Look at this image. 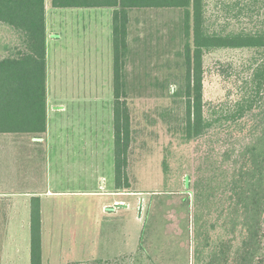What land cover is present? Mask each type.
Instances as JSON below:
<instances>
[{
    "label": "trees",
    "instance_id": "trees-1",
    "mask_svg": "<svg viewBox=\"0 0 264 264\" xmlns=\"http://www.w3.org/2000/svg\"><path fill=\"white\" fill-rule=\"evenodd\" d=\"M208 2L51 0L54 7L113 10L115 185L123 189L130 187L128 165L135 137L126 70L130 12L151 8L185 11L182 55L186 72L183 84L171 90L181 98V111L166 108L163 117L196 150L192 171L184 172L183 180L192 196L184 250L180 262L171 264H264V0H223L224 26L211 20ZM230 19L236 25L230 27ZM0 24L8 26L14 36L12 42L0 38L4 53L0 57V133L40 137L47 131L46 0H0ZM219 49H251L262 59L243 79L238 99L230 106L222 103L206 111L204 56ZM166 159L163 165L168 175L171 168ZM30 230V264H43L38 197L31 203ZM149 236L145 223L132 264H159L147 246Z\"/></svg>",
    "mask_w": 264,
    "mask_h": 264
},
{
    "label": "rangeland",
    "instance_id": "rangeland-1",
    "mask_svg": "<svg viewBox=\"0 0 264 264\" xmlns=\"http://www.w3.org/2000/svg\"><path fill=\"white\" fill-rule=\"evenodd\" d=\"M208 1L211 20H216V26H224L223 0ZM130 16L126 70L128 106L135 136L128 165L130 187L123 189L124 204L117 213L103 207L104 200L109 199L104 194L90 193L101 191L104 183L108 187L114 181L115 162L111 116L114 109L112 45L105 41L101 56L97 52L99 41L93 38L92 108L86 118L90 119L91 133L86 137V152H80L78 146L68 158L56 156L59 144H50L53 151L46 158L45 147L42 163L33 175L34 182H29L28 186L31 189L35 183L34 187L45 192L47 189L66 191L42 197L43 264H132L145 223L149 224L150 235L147 246L159 264L180 262L188 214L192 209V196L183 183L184 172L192 171L191 158L196 145L185 144L181 133L169 128L163 112L166 108L181 111V98L172 95L171 90L183 84L186 72L182 55L186 42L185 11L151 8L133 10ZM230 20V27L236 25L235 20ZM0 38L2 42H12V30L0 24ZM2 55L4 53L0 52V57ZM261 59L251 49H219L205 54L206 111L222 103L230 106L232 100L238 99L243 79L249 77L252 66ZM59 74L60 71L55 91L62 89ZM101 82L108 85L106 95H101L105 92ZM73 125L75 123L71 122L70 129L75 130L77 126ZM88 138H91L90 143ZM77 145L79 142L75 147ZM165 159L171 168L168 175L164 171ZM0 227L2 234L3 225ZM2 237L0 252L6 244ZM28 239L30 264L29 230Z\"/></svg>",
    "mask_w": 264,
    "mask_h": 264
},
{
    "label": "crops",
    "instance_id": "crops-1",
    "mask_svg": "<svg viewBox=\"0 0 264 264\" xmlns=\"http://www.w3.org/2000/svg\"><path fill=\"white\" fill-rule=\"evenodd\" d=\"M112 12L109 7H54L51 0H46L47 131L40 137L27 133H0V225H3L0 238L4 236L6 240L4 250L0 252V264H28V230L31 236L33 198H40L43 234V195L66 193L49 189L45 192L34 187L35 183L31 189L28 187L29 182H34L33 175L42 163L41 154L44 155L45 147L46 158L53 151L50 144L54 143L59 144L56 156L68 158L78 146L80 152H86V137L91 133L88 129L90 119L86 118L91 113L93 96L92 40L99 41L97 52L101 56L104 42L112 45ZM59 71L62 89L55 91ZM100 86L105 91L101 95H106L108 85L101 82ZM102 105L105 110L104 103ZM113 112L114 109L112 119ZM71 122L77 126L75 130L70 129ZM88 140L90 143L91 138ZM77 142L79 145L75 147ZM88 150L90 152V148ZM123 191L115 185L114 162V181L108 187L104 183L101 191L90 193L104 194L109 199L104 200L103 207L110 213H117L124 204Z\"/></svg>",
    "mask_w": 264,
    "mask_h": 264
},
{
    "label": "water",
    "instance_id": "water-1",
    "mask_svg": "<svg viewBox=\"0 0 264 264\" xmlns=\"http://www.w3.org/2000/svg\"><path fill=\"white\" fill-rule=\"evenodd\" d=\"M142 202H143V201H141V204H140V209H141V207H142Z\"/></svg>",
    "mask_w": 264,
    "mask_h": 264
}]
</instances>
